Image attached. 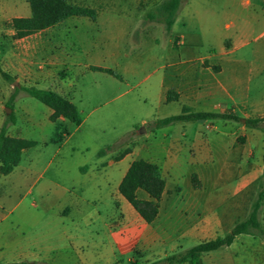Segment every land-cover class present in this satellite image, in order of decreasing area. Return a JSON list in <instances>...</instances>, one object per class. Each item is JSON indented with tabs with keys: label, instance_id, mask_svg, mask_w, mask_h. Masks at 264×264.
<instances>
[{
	"label": "rangeland",
	"instance_id": "374dc122",
	"mask_svg": "<svg viewBox=\"0 0 264 264\" xmlns=\"http://www.w3.org/2000/svg\"><path fill=\"white\" fill-rule=\"evenodd\" d=\"M68 1L93 9L96 20L72 17L21 40L14 38L10 24L3 26V32L0 26V62L15 80L8 84L0 75V131L14 113L16 124L9 137L36 143L23 152L10 175H0V264L13 262L15 250L26 246H34L30 253L36 254L42 234L60 229L53 214L62 203L78 196L81 204L88 205L99 196L111 204L109 188L96 195L91 178L79 173V168L85 173L84 166L93 165L98 152L107 147L111 151L105 156L113 161H151L169 188L154 227L160 232V247L138 248L119 264H149L226 235L234 222L247 217L256 199L264 133L241 122L220 120L206 123L201 134H190L186 140L187 132L179 125L154 132L149 128L154 120L181 110L179 103L159 105L156 95L160 79L169 72L170 49L179 47L180 36L218 47L224 35V0H217L218 12L207 10L208 0H188L190 6L183 0L170 30L163 10L170 0ZM25 8L28 0H16V14ZM104 67L117 71L123 82L99 73ZM19 87L64 96L77 108L80 124L23 90L17 93ZM237 114L244 119L261 117ZM169 130L173 133L164 135ZM170 139L178 141L164 146ZM192 174L201 183L198 190L192 186ZM32 203L40 206L39 215L29 211ZM217 219L221 223L216 226ZM260 220L264 226V204ZM202 260L264 264V240L241 235L230 247L204 254Z\"/></svg>",
	"mask_w": 264,
	"mask_h": 264
},
{
	"label": "crops",
	"instance_id": "0c3cea01",
	"mask_svg": "<svg viewBox=\"0 0 264 264\" xmlns=\"http://www.w3.org/2000/svg\"><path fill=\"white\" fill-rule=\"evenodd\" d=\"M217 4V0H208L207 10L218 12L215 10ZM223 4L224 10L221 12H224L225 19L221 27L224 35L218 47L205 46L196 43L194 38L179 35L182 38V45L180 43L179 47L169 48L173 56L169 58L166 66L168 74L163 76L158 84L156 94L158 104L179 103L180 113L184 108H188L195 112H234L262 118L263 0H224ZM190 5L191 2L185 0L184 6ZM29 17H31L29 4L23 14H16V0H0L2 32L3 26L10 24L13 19ZM118 81L123 82L122 77ZM169 91L179 95L177 101L166 102ZM206 123L208 122L178 125L181 127L180 131L187 132V136H184L186 140L190 134H201ZM172 127L174 126L161 130ZM187 127L189 131L186 130ZM166 133L173 132L169 130L164 135ZM174 141L178 140L170 139L164 142V146H173ZM136 160L139 159L125 158L113 161L111 156H99L93 165L84 166L85 173L79 168L81 176L91 178L92 189L96 195L109 188L111 204L102 202L99 196L89 201L88 205L81 204L78 196L70 202L62 203L53 214L60 229L42 234L43 243L39 244L38 252L30 253L34 246L32 249L28 246L16 249L14 261L2 264H119L121 261L131 259L133 251L138 248L158 249L161 245L160 232L154 228L158 221L146 223L119 193L120 183L131 163ZM168 193L169 188L166 184L160 204ZM137 197L144 201L150 200L148 194L142 190L137 192ZM29 207L34 216L40 214V206L37 203H32ZM220 223L221 221L217 219L215 225ZM237 223L234 222L231 229Z\"/></svg>",
	"mask_w": 264,
	"mask_h": 264
},
{
	"label": "trees",
	"instance_id": "16d2710c",
	"mask_svg": "<svg viewBox=\"0 0 264 264\" xmlns=\"http://www.w3.org/2000/svg\"><path fill=\"white\" fill-rule=\"evenodd\" d=\"M183 0H170L164 7L166 15V25L170 30L176 21V14L182 6ZM31 17L15 18L11 21L10 26L15 31L14 38L21 40L32 36L38 32L52 28L63 23L72 17L89 18L91 21L96 20V12L93 9L70 3L68 0H28ZM264 9V0H263ZM102 73L108 74L118 80L121 76L114 70L101 69ZM0 75L8 83L13 84L14 78L2 68L0 62ZM25 91L30 97L39 101L46 107L55 110L56 113L71 123L77 125L79 122V113L77 108L65 97L53 91H44L37 89L17 88L16 92ZM179 95L169 91L166 96V102L177 101ZM16 95H13L9 106L14 110ZM244 118L234 112H195L191 109L184 108L179 115L158 119L149 124L152 132L165 129L170 126L186 123H205L216 120L241 122ZM16 124L14 113L8 116L7 121L0 131V175H10L16 167L19 166L23 152L26 149L33 148L36 143L28 141H15L9 137V129ZM244 126L247 129L257 130L264 133V117L247 118ZM60 139H63V133H59ZM240 143L244 139H239ZM111 151L107 147L98 152L100 157L105 156ZM191 183L195 190L201 188V183L197 174H192ZM166 181L159 175L158 167L155 164L145 160L133 161L128 172L119 185V193L131 204L137 213L145 220L146 223L152 224L156 221L159 214V204L165 192ZM139 190L144 191L150 197L149 201L140 200L137 197ZM264 204V157L262 178L259 183V190L256 199L251 204L247 217L235 224V226L224 236L204 241L186 250L167 255L157 261L149 264H203L202 256L204 254L220 251L228 248L235 242L236 238L241 235L252 236L264 240V226L260 220L261 209ZM131 264H141L134 261Z\"/></svg>",
	"mask_w": 264,
	"mask_h": 264
},
{
	"label": "water",
	"instance_id": "95a60500",
	"mask_svg": "<svg viewBox=\"0 0 264 264\" xmlns=\"http://www.w3.org/2000/svg\"><path fill=\"white\" fill-rule=\"evenodd\" d=\"M14 86H17V83H16ZM8 112H10L9 109H8ZM241 123H242V124H245V119H243V120L241 121ZM143 132H145V129L143 130Z\"/></svg>",
	"mask_w": 264,
	"mask_h": 264
},
{
	"label": "built area",
	"instance_id": "2783aa9c",
	"mask_svg": "<svg viewBox=\"0 0 264 264\" xmlns=\"http://www.w3.org/2000/svg\"><path fill=\"white\" fill-rule=\"evenodd\" d=\"M181 45H182V42H181Z\"/></svg>",
	"mask_w": 264,
	"mask_h": 264
}]
</instances>
